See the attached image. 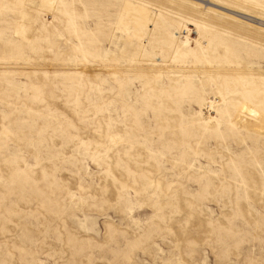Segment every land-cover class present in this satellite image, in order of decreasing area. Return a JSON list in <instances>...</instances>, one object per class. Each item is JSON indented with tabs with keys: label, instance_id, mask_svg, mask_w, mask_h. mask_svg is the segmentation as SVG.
<instances>
[{
	"label": "rangeland",
	"instance_id": "374dc122",
	"mask_svg": "<svg viewBox=\"0 0 264 264\" xmlns=\"http://www.w3.org/2000/svg\"><path fill=\"white\" fill-rule=\"evenodd\" d=\"M220 6L0 0V264H264V23Z\"/></svg>",
	"mask_w": 264,
	"mask_h": 264
},
{
	"label": "bare ground",
	"instance_id": "6f19581e",
	"mask_svg": "<svg viewBox=\"0 0 264 264\" xmlns=\"http://www.w3.org/2000/svg\"><path fill=\"white\" fill-rule=\"evenodd\" d=\"M197 3L200 6H204L207 8H211L212 6H218V7L220 6V5H216V3L213 0H197ZM220 7L232 12L240 13L245 17L253 18L254 20H257L259 23L261 22L264 23V19H261L260 17L250 16L248 14L229 9L228 7H223V6ZM210 108L212 109L213 105H211ZM235 120L237 123L241 124L247 130H252L260 134H264V113H262L256 107L248 103H244L242 105V107L239 109L238 113L236 114Z\"/></svg>",
	"mask_w": 264,
	"mask_h": 264
}]
</instances>
